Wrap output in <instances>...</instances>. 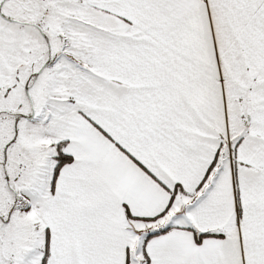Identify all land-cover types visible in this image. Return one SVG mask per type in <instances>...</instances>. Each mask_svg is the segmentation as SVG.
Returning <instances> with one entry per match:
<instances>
[{
	"label": "snow or ice",
	"instance_id": "snow-or-ice-1",
	"mask_svg": "<svg viewBox=\"0 0 264 264\" xmlns=\"http://www.w3.org/2000/svg\"><path fill=\"white\" fill-rule=\"evenodd\" d=\"M0 264H264V0H0Z\"/></svg>",
	"mask_w": 264,
	"mask_h": 264
}]
</instances>
